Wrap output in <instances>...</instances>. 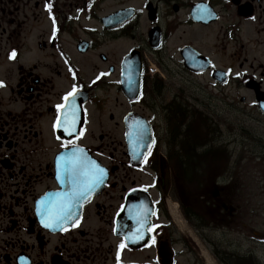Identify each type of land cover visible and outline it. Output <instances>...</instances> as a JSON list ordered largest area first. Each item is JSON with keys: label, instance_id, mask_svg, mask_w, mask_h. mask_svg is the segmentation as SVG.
Listing matches in <instances>:
<instances>
[{"label": "flooded vegetation", "instance_id": "1", "mask_svg": "<svg viewBox=\"0 0 264 264\" xmlns=\"http://www.w3.org/2000/svg\"><path fill=\"white\" fill-rule=\"evenodd\" d=\"M125 9L129 15L122 20L117 13ZM180 33L211 38L214 51L194 41L170 49L173 39L183 40ZM220 36L226 47L219 46ZM192 48L210 58L209 70L186 66L187 55L190 65L202 68ZM150 62L160 74L146 73ZM170 62L189 78L206 77L210 87L227 89L224 96L234 110L248 95L255 106L258 94L264 98V0H0V264H118L117 252L119 264H170V254L162 256L161 249L179 244L166 213L171 174L178 175L171 164L187 142L180 141L176 151L179 121L184 113L196 119L197 109L192 104L187 110L183 85L163 96L176 77ZM74 85L76 114L64 124L68 110L58 112L56 106ZM58 116L60 126L54 127ZM140 120L154 138L135 166L126 130L136 129L137 122L147 126ZM205 126L193 128L202 136ZM211 141L207 147L213 153L195 166L204 178L215 149ZM114 144L122 146L121 154L107 153ZM76 149L83 150L77 156L94 159L105 170V187L91 200L73 202L69 220L45 227L41 220L47 216L37 209H54L58 194L71 190L69 182L62 183L63 164ZM191 184L187 190H193ZM135 190H146L157 211L150 244L142 249H131L116 231L117 217ZM224 191L208 187L194 204L198 220L192 227L209 245L214 242L208 230L226 233L251 224L246 204L229 202ZM208 194L213 196L205 201ZM181 241L188 251L197 249ZM183 252L173 251V264ZM200 255L194 254L202 261ZM212 256L220 264H264V256L253 251Z\"/></svg>", "mask_w": 264, "mask_h": 264}, {"label": "rangeland", "instance_id": "2", "mask_svg": "<svg viewBox=\"0 0 264 264\" xmlns=\"http://www.w3.org/2000/svg\"><path fill=\"white\" fill-rule=\"evenodd\" d=\"M212 31L218 32L217 29ZM179 35L183 37V40L173 39V42L169 43L170 49L173 50L183 42L194 41L200 49L206 52L214 51L211 38L200 41L192 33L177 34ZM218 44L220 47H226L223 36L219 37ZM126 47L127 45L124 48ZM170 67L174 70L176 77L173 78L172 89L166 91L163 96L168 97L175 92L178 86L183 85L186 92L185 95L181 94L188 104L190 106L193 104L194 107L211 116L212 122H216L217 126H213L215 129L214 144L222 148L220 153L211 156L209 161L211 169L208 176L197 180L193 187L194 194L198 195V203L200 192L203 193L206 188L216 186L217 190L225 189V198L229 202L245 203L251 217L249 227L235 226L233 231L226 233L208 230V237L214 243L211 242L209 245L203 242L198 237L195 228L189 222L186 223L181 212H172V206L176 203L175 197L182 198L188 194V190L182 179H179L176 174H171L172 183L169 185V191L173 194V198L169 200L170 203L168 202L167 215L176 230L175 238L179 241L177 248L184 250L183 255L179 257V264H220L218 260L221 259L212 256L215 253L240 254L253 251L255 254L264 256V244L257 241L258 237L264 238V119L259 110L254 105H250L253 97L246 92L244 93L248 95V101L243 105H236V110H234L224 96L228 94L227 89L208 87L206 77L197 79L190 76L189 78L183 75L184 72L180 71L173 62H170ZM238 110H244L243 114H240ZM189 118L193 119L191 115ZM180 129H184V126ZM162 134L166 135L164 131ZM179 142L176 143V151H178ZM115 145L108 146V154L122 153V146ZM173 165L175 168V162L171 164L172 172H174ZM203 182H208V184ZM181 239L190 242V246H195L197 249L194 252L188 251L189 249ZM196 253L202 254L200 255L202 261L194 256Z\"/></svg>", "mask_w": 264, "mask_h": 264}, {"label": "snow or ice", "instance_id": "3", "mask_svg": "<svg viewBox=\"0 0 264 264\" xmlns=\"http://www.w3.org/2000/svg\"><path fill=\"white\" fill-rule=\"evenodd\" d=\"M55 24V21H53ZM55 31V28H54ZM12 57L15 56V52L11 54ZM103 75V74H102ZM239 75V74H237ZM99 79V77H97ZM3 85V82L0 81V86ZM77 92L76 86H73L71 92H68L64 97V103L58 104L57 110L58 112L61 109H67L63 115V123L68 124V117L71 115L73 118L76 114V109L74 105V97ZM61 123V117L58 116L57 124L54 127H59ZM71 125H69V128ZM145 134V128L137 122L136 130H135V139L139 142L140 139L143 138ZM130 138V142L132 140L133 134L129 132L127 134ZM76 151L82 152V149H76L73 151L72 155L64 160L63 170H64V179L63 182H69L71 184V190L68 193L58 194L60 199H58L55 203L54 209L45 208L44 211H41L38 208V212H41L42 217L47 216V219L41 220V223L44 224L45 227L53 228L57 227L63 221L69 220L73 216L72 207L73 202H79L85 199L88 195L91 194L92 190L96 187L98 183L103 182V175L105 170L101 168L95 161L86 160L80 156L76 155ZM60 167V163L58 161V168ZM58 178L59 174H58ZM43 203V200L41 201ZM140 223V221H138ZM155 227H159L156 225ZM139 238H143L141 235ZM119 247H124L121 244ZM117 260L119 264V252H117Z\"/></svg>", "mask_w": 264, "mask_h": 264}, {"label": "trees", "instance_id": "4", "mask_svg": "<svg viewBox=\"0 0 264 264\" xmlns=\"http://www.w3.org/2000/svg\"><path fill=\"white\" fill-rule=\"evenodd\" d=\"M174 115H176V118L180 120L179 116L180 113L178 111L174 112ZM199 117V113H197ZM184 118L179 121L180 128H182V125L185 123L184 129L178 130L177 140L178 141H187L182 146V149L177 154H180V156H177L176 160V166L178 167V171L180 172L181 179L183 182H194L198 179V176H195V173L199 174V170L197 169L196 164L199 161V158H205L210 153H213V150H208L207 144L209 142H212L211 140L214 138L215 130L211 129L208 130V125L205 126L207 129L204 130L202 136H199V132L197 130H194V124H201L204 125L203 122H196V119L189 118V115L184 113ZM191 121L192 123H188ZM188 121V122H187ZM202 131V130H201ZM197 148H202L203 150L201 152L195 151ZM214 148V147H213ZM218 153L217 150H214V154L216 155ZM203 158V160H204ZM203 163V162H202ZM204 164V163H203ZM190 193L186 194L187 198V207H185L186 213L191 217L198 220V216L196 215L197 210L194 207L195 199L194 197L190 198ZM193 213V214H192Z\"/></svg>", "mask_w": 264, "mask_h": 264}]
</instances>
